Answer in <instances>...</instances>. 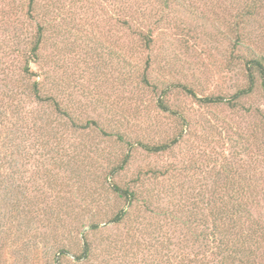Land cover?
I'll list each match as a JSON object with an SVG mask.
<instances>
[{
	"label": "rangeland",
	"instance_id": "1",
	"mask_svg": "<svg viewBox=\"0 0 264 264\" xmlns=\"http://www.w3.org/2000/svg\"><path fill=\"white\" fill-rule=\"evenodd\" d=\"M183 1L157 22V0H0V264H217L212 245L239 235L262 243L253 253L264 264L255 67L252 91L228 101L248 86L249 60L264 58V0ZM150 25L148 50L138 33ZM144 73L156 86L141 87ZM178 83L226 101L204 105L173 86L163 99L174 114L158 110ZM175 138L165 151L142 146ZM238 200L240 220L212 229L210 212Z\"/></svg>",
	"mask_w": 264,
	"mask_h": 264
},
{
	"label": "trees",
	"instance_id": "2",
	"mask_svg": "<svg viewBox=\"0 0 264 264\" xmlns=\"http://www.w3.org/2000/svg\"><path fill=\"white\" fill-rule=\"evenodd\" d=\"M33 1V0H32ZM159 3V6L161 7V13L159 12L158 14H155V16L152 17V20H155L157 22H163V20L165 19V14L167 13V9L169 10L173 4L177 3L180 4V1L183 0H157ZM185 2V1H183ZM29 10V9H28ZM165 10V11H164ZM248 18H252L250 15L246 17ZM123 23L127 24V21H123ZM238 24L240 22H237ZM154 26L150 25L148 27V29L146 31H140L138 33L139 35V39L141 41L142 46H144L146 49L151 50L154 43L156 42V36L154 35ZM238 40V39H237ZM41 35L39 33V36L36 38V40H34L32 47L30 48V54L32 53V56H34L36 54V52L39 49V46L41 44ZM239 45V44H237ZM32 58H35L32 57ZM262 60H264L263 57H258V58H253L251 60H249V64L247 69V80H248V86L242 90L239 91L237 93H234L231 95V97L228 99V101L230 102V105L232 107H235L237 105V101L238 98L241 97V95H244L248 92H251L253 89V85L255 82V77H254V72L251 70V67H255V71L258 72L259 76L261 77V85L264 88V65L262 63ZM253 65V66H252ZM24 71L27 74H33L31 69L29 68V66L27 65L26 67H24ZM148 73H144L143 78L141 79L140 85L141 87H151L152 85L156 86L157 83H154L152 81H150L149 76H147ZM35 84V90H37V83ZM176 86L178 88V90H182L187 96H190L192 99L200 102L201 104L204 105H208V104H223V101L225 102V98H223L222 96H204V97H200L197 96V93H195L191 88H188L186 85L183 84H170V85H166L165 88L162 90L160 97L157 98L156 100V107L158 108V110L162 111V112H170L172 114H174V112L169 108V106L166 104L165 100L163 99V96H167V94L171 92V90H174V87ZM54 108L56 110H59V107L56 103H54ZM88 127V126H87ZM176 142V138L172 140V142L169 143H161V144H153V145H149V144H143L139 143L143 146V148L146 151H150V152H160V151H165L167 148H169L170 144ZM128 154L125 155V157L123 158L122 162L120 165H118L117 169H113V171L111 173H108V175L114 177L116 176L117 172L121 169L124 168L125 164L127 163V159H128ZM115 170V171H114ZM224 171H227V167H224ZM229 183V177L226 176L223 184L225 186H227ZM239 184V181H238ZM222 185V188L223 186ZM112 191L115 192V194L119 197V198H123L125 201H127L128 204H133L135 202V200H137V193L135 192L136 190L133 189H129V187L126 188H122L119 185H117L116 183H114L112 185ZM239 191L237 190V195L239 196ZM241 196V195H240ZM237 200V199H236ZM243 203H241L240 200L237 201L236 205L233 206L230 210L235 209L232 212H229V208H227L226 204L221 205L220 208L216 211H211L210 213L212 215H214V217L217 219V222L219 221V223H214L212 226V229H216L219 228L218 224H222L224 227V223H225V219L228 217H230V215H233V218L235 216H238L239 220H240V213L243 212L244 207H243ZM209 213V214H210ZM125 214V211H123V209H121L118 213H116L113 217V219H111V222H119L123 216ZM207 214L203 213L202 215L200 214V218L198 219L199 221H201L202 226L205 228L208 226L209 224V220L207 219ZM195 219V218H194ZM233 223L235 224V221H233ZM194 224V223H193ZM193 224L191 225H186V227L188 229H192ZM97 225H91V228H95ZM260 226V225H259ZM228 227H225V230H227ZM260 229H263V226H261ZM229 231V230H228ZM200 231L198 233V236L202 235V241L205 240L206 236L203 234V232ZM214 232V231H213ZM194 236V233L193 235ZM196 236V235H195ZM194 236V237H195ZM197 236V237H198ZM248 236V235H247ZM199 238V237H198ZM213 238H209L208 240H205L206 243L211 241ZM233 240V239H232ZM246 240L242 239V236L239 235L236 239H234L233 241H231L230 238H225V240H221L218 239V241L215 242V245H212V249H215L214 254L218 255L219 258L221 257V259L219 260V262H217V264H258L256 262L254 253L255 250L259 249L262 247V243H260V241H255L253 243L250 244L249 247H247L246 245ZM207 246V244H206ZM213 253V251L211 252ZM181 260V258H180ZM193 260H190V263H192ZM187 262H184L182 264H185ZM179 264H181L179 262ZM204 264H211V263H204ZM260 264H263L262 262Z\"/></svg>",
	"mask_w": 264,
	"mask_h": 264
}]
</instances>
